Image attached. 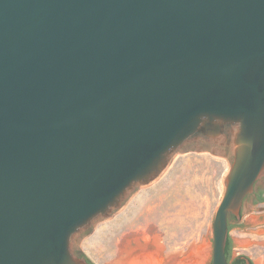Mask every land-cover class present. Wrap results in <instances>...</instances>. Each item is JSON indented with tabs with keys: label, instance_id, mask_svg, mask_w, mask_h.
<instances>
[{
	"label": "water",
	"instance_id": "obj_1",
	"mask_svg": "<svg viewBox=\"0 0 264 264\" xmlns=\"http://www.w3.org/2000/svg\"><path fill=\"white\" fill-rule=\"evenodd\" d=\"M193 151L231 161L230 264L264 186V0H0V264H90L80 240Z\"/></svg>",
	"mask_w": 264,
	"mask_h": 264
},
{
	"label": "rangeland",
	"instance_id": "obj_2",
	"mask_svg": "<svg viewBox=\"0 0 264 264\" xmlns=\"http://www.w3.org/2000/svg\"><path fill=\"white\" fill-rule=\"evenodd\" d=\"M230 163L196 151L183 154L153 190L141 188L127 213L116 215L111 224H100L80 240V257L92 264H118L153 254L163 264H174L171 258L182 260L192 247L206 243L210 252L202 264H210L213 222ZM237 222L233 219V238ZM238 253H246L254 264H264V247L242 251L233 243V255Z\"/></svg>",
	"mask_w": 264,
	"mask_h": 264
},
{
	"label": "crops",
	"instance_id": "obj_3",
	"mask_svg": "<svg viewBox=\"0 0 264 264\" xmlns=\"http://www.w3.org/2000/svg\"><path fill=\"white\" fill-rule=\"evenodd\" d=\"M259 191L264 195V189H259ZM235 236L233 238L232 233V241L236 248L242 251H248L251 247H264V198L258 205L252 198L243 205L242 216L237 222ZM260 240L263 241L260 242ZM238 254L246 255V253Z\"/></svg>",
	"mask_w": 264,
	"mask_h": 264
},
{
	"label": "bare ground",
	"instance_id": "obj_4",
	"mask_svg": "<svg viewBox=\"0 0 264 264\" xmlns=\"http://www.w3.org/2000/svg\"><path fill=\"white\" fill-rule=\"evenodd\" d=\"M209 252V246L205 243L192 247L184 259L178 261L171 258L170 262L174 264H202L208 259ZM118 264H163V261L160 257L153 254H144L130 260H122Z\"/></svg>",
	"mask_w": 264,
	"mask_h": 264
},
{
	"label": "flooded vegetation",
	"instance_id": "obj_5",
	"mask_svg": "<svg viewBox=\"0 0 264 264\" xmlns=\"http://www.w3.org/2000/svg\"><path fill=\"white\" fill-rule=\"evenodd\" d=\"M258 184H259V182L256 184V186H255L256 188H257ZM256 188H255V190H256ZM263 189H264V186H262L260 190H263ZM251 196L247 197V200L250 199ZM258 198H259V202H261L262 199L264 198V195L262 193H260V191H259V196L257 197V199ZM133 258H136V257H133ZM229 263L230 264H254L253 261L250 259V257H248L247 255L237 254L236 256H234L233 251H232V255L230 257Z\"/></svg>",
	"mask_w": 264,
	"mask_h": 264
},
{
	"label": "trees",
	"instance_id": "obj_6",
	"mask_svg": "<svg viewBox=\"0 0 264 264\" xmlns=\"http://www.w3.org/2000/svg\"><path fill=\"white\" fill-rule=\"evenodd\" d=\"M233 219H235V218L229 219V231L231 230L230 222ZM232 251H233V241H232L231 237L229 236L228 240H227V245H226V258L228 261L230 260V257L232 255ZM89 263L92 264L90 261H89Z\"/></svg>",
	"mask_w": 264,
	"mask_h": 264
}]
</instances>
